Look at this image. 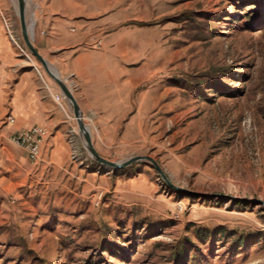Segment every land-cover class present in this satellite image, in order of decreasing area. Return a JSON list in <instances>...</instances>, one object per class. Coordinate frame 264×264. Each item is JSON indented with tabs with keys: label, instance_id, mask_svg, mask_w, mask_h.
Returning a JSON list of instances; mask_svg holds the SVG:
<instances>
[{
	"label": "rangeland",
	"instance_id": "obj_1",
	"mask_svg": "<svg viewBox=\"0 0 264 264\" xmlns=\"http://www.w3.org/2000/svg\"><path fill=\"white\" fill-rule=\"evenodd\" d=\"M38 1H26L32 42ZM98 1L117 27L111 37L132 44L137 83L125 102L118 78V132L83 122L100 157H149L166 180L148 160L100 165L81 137L68 140L63 167L43 162L44 144L33 163L4 130L6 115L0 264H264V0ZM6 6L21 37L17 0ZM23 45L18 65H36L44 86Z\"/></svg>",
	"mask_w": 264,
	"mask_h": 264
},
{
	"label": "crops",
	"instance_id": "obj_2",
	"mask_svg": "<svg viewBox=\"0 0 264 264\" xmlns=\"http://www.w3.org/2000/svg\"><path fill=\"white\" fill-rule=\"evenodd\" d=\"M93 2L86 5L84 0H40L39 11L36 18L32 16L31 24H35V49L73 91L92 133L101 136L110 132L107 128H116L118 132L122 123L117 105L122 101L118 78L122 75L126 79L125 102L129 99V89H134L137 81L131 80L135 77L130 70L135 60L130 58L131 42L111 37L110 33L117 27L108 22L110 9L101 5L103 2L100 5L98 0ZM16 18L11 7L6 6V0H0V120L6 115L15 119L13 125L5 121L4 130L13 134L33 127L45 128L43 162L47 160L60 168L68 163V140L80 139L78 122L68 101H56L57 96H64L46 73L42 77L44 88L33 69L41 73L36 65L26 69L18 65L16 47L23 45V39L18 35ZM142 63L140 69L146 68V60ZM17 65L22 67L20 71L10 70ZM128 109L126 104L123 117L128 116Z\"/></svg>",
	"mask_w": 264,
	"mask_h": 264
},
{
	"label": "water",
	"instance_id": "obj_3",
	"mask_svg": "<svg viewBox=\"0 0 264 264\" xmlns=\"http://www.w3.org/2000/svg\"><path fill=\"white\" fill-rule=\"evenodd\" d=\"M17 3H18V17L20 21L21 34H22L24 44L26 48L28 49V51L31 53V55H33L35 59L42 65L48 77L52 79L54 83H56V85L60 88L65 99L72 105L74 109L75 118L77 119V122H78L80 137L83 139L84 147L89 153L90 158L94 160L95 162L99 163L100 165H103L113 170L125 169L133 165L134 163L148 160L152 162L154 168L157 171H159L160 175H162V177L166 180L165 176H163L156 162L149 157H136V158L130 159L123 163H113V162H109L105 160L104 158L98 155V153L95 151L93 147L89 128L83 122L82 114L74 98V95L72 94L71 90L67 86L66 82L62 80L56 72L54 73L51 70L48 62L38 53V51L35 49L33 45V42H32L33 30L31 31V29L29 28L27 17H26V0H17Z\"/></svg>",
	"mask_w": 264,
	"mask_h": 264
},
{
	"label": "built area",
	"instance_id": "obj_4",
	"mask_svg": "<svg viewBox=\"0 0 264 264\" xmlns=\"http://www.w3.org/2000/svg\"><path fill=\"white\" fill-rule=\"evenodd\" d=\"M10 37L15 42L11 34ZM98 44L100 45V43ZM21 52L24 53L23 50H21ZM62 99H64V97H56V101L58 102L62 101ZM7 120L8 123L11 124L15 122L14 118L12 117H8ZM46 136L47 130L45 128L35 127L28 131L17 133L12 137L11 141L12 143L18 145L21 149H23L27 154L29 160L34 163L41 160L42 145L44 144Z\"/></svg>",
	"mask_w": 264,
	"mask_h": 264
},
{
	"label": "bare ground",
	"instance_id": "obj_5",
	"mask_svg": "<svg viewBox=\"0 0 264 264\" xmlns=\"http://www.w3.org/2000/svg\"><path fill=\"white\" fill-rule=\"evenodd\" d=\"M27 1V0H26ZM35 18V17H34ZM34 25V24H33ZM54 72V71H53ZM55 73V72H54Z\"/></svg>",
	"mask_w": 264,
	"mask_h": 264
}]
</instances>
